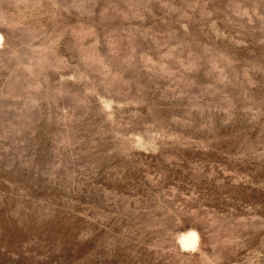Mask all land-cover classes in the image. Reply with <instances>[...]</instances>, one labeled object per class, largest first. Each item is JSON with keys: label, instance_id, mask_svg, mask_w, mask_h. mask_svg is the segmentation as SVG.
I'll return each instance as SVG.
<instances>
[{"label": "rangeland", "instance_id": "374dc122", "mask_svg": "<svg viewBox=\"0 0 264 264\" xmlns=\"http://www.w3.org/2000/svg\"><path fill=\"white\" fill-rule=\"evenodd\" d=\"M0 264H264V0H0Z\"/></svg>", "mask_w": 264, "mask_h": 264}]
</instances>
